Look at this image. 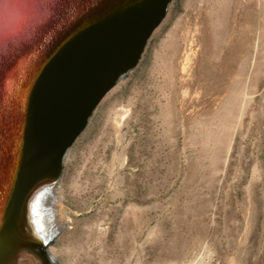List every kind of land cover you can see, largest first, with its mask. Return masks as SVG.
Masks as SVG:
<instances>
[{"label": "rangeland", "instance_id": "obj_1", "mask_svg": "<svg viewBox=\"0 0 264 264\" xmlns=\"http://www.w3.org/2000/svg\"><path fill=\"white\" fill-rule=\"evenodd\" d=\"M221 1L172 0L69 149L57 191L65 226L49 245L58 264H264V0H234L224 17ZM186 39L197 46L182 73Z\"/></svg>", "mask_w": 264, "mask_h": 264}, {"label": "water", "instance_id": "obj_2", "mask_svg": "<svg viewBox=\"0 0 264 264\" xmlns=\"http://www.w3.org/2000/svg\"><path fill=\"white\" fill-rule=\"evenodd\" d=\"M171 2L0 0V264H58L49 245L61 230L44 242L25 207L34 192L46 211L69 149Z\"/></svg>", "mask_w": 264, "mask_h": 264}, {"label": "bare ground", "instance_id": "obj_3", "mask_svg": "<svg viewBox=\"0 0 264 264\" xmlns=\"http://www.w3.org/2000/svg\"><path fill=\"white\" fill-rule=\"evenodd\" d=\"M219 1H221V0H219ZM247 1H249V0H236V9H240L243 5H245L247 3ZM233 2H234V0H222L220 2L223 5V8L221 9L222 10L221 13L223 14V17H224V15H228L229 14L230 9H231V6L233 5ZM167 20L168 19L165 18L161 22V25L158 26V27L163 26L167 22ZM158 27L156 28L157 30H158ZM226 29L227 28H226V26H224L223 22L221 23V19L217 23L215 22V24L213 26V32L214 33L212 34L214 38H213V41H211V52H213V55H215L216 53L221 52L222 46H223V43H224L225 34H226V32L224 30H226ZM223 31H224V33H223ZM186 42H187V47L185 49L183 48L184 51H183L182 55L180 56V58L177 59V61L179 63V66H180V70H181L182 73H186L188 71V69L191 68V64H192L191 61H192V59L195 56V53H194V49L193 48H194V46H197V45H194L193 39L191 41H189L188 39H186ZM168 43H169L168 46H170L173 49L172 53L170 54L171 55L170 56L171 57L170 58V64L171 65L167 69V73L170 74L174 70L171 60H173L172 57H173L175 51H174L173 42L171 41V39H170V41ZM259 46H260V37L259 36H256L254 38V42H253V53H252V56H251L250 67L248 69L249 72H252V70L254 69L255 61L257 59V52H258ZM224 59H225V57H221V60H224ZM122 81H124V79L118 81L115 84L114 87H112L111 89H109V91L105 94V96L102 98V100H104L105 97L108 98V97L112 96L122 86V84H121ZM214 100H215V98H214ZM242 107L243 106L240 105V107L238 108L240 110H238V115H237L236 121L240 120V118H241L240 111H241ZM171 108L173 109L172 106H171ZM171 108L169 107V110H171ZM96 109H95V111H96ZM95 111H94V113H95ZM94 113H93V115H94ZM172 113L173 112L170 111V115H173ZM236 130L233 129L231 135L229 136V139L227 138L228 139V144H227V147H226V150H225V157H224V163H223V169H222V177L219 180L220 183H221V181H223L222 179L225 176L226 168L228 167V165L230 163V160H231V157L234 154V150H235L234 144H235V139H236V135H237ZM224 141L225 140H223V142ZM67 155H68V153H67ZM58 186L59 185H57L56 187H53V189L51 190V193L52 194L49 195V198H46L45 195L43 196V198H45L44 199V206L47 208L45 212L43 211L41 213L38 210L39 209V204H40V201H41V199H40V195L41 194H39V193L34 196V192H33V195L31 196L30 200L28 201V203H27V205L25 207V214H26V217H27V221H28V223H30V226H32V231H34L39 237H41L44 242H46V240H48L49 235H50V233L53 230L54 231H58V230H61L62 231L63 228H64V226H65L64 221L61 220L58 217V214H57V203H58V200H59V195H58V192H57L58 189H59ZM32 197H34V198L32 199ZM31 199L33 201L32 204H30L31 203ZM3 202L4 201L0 199V206H1V204ZM53 218H55L56 221ZM0 220H1V217H0ZM49 252H50L51 255H53L52 254V251L50 249H49Z\"/></svg>", "mask_w": 264, "mask_h": 264}]
</instances>
